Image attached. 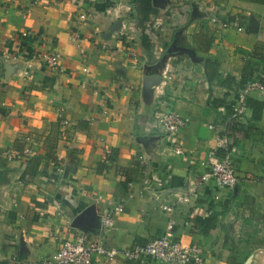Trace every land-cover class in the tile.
Masks as SVG:
<instances>
[{"label": "crops", "instance_id": "crops-1", "mask_svg": "<svg viewBox=\"0 0 264 264\" xmlns=\"http://www.w3.org/2000/svg\"><path fill=\"white\" fill-rule=\"evenodd\" d=\"M152 7L156 15L144 20L143 7L131 0H0V261L33 264L82 232L121 251L159 237L173 222L177 240L200 246L208 264H264L259 232L249 235L248 220L225 208L247 196L264 210V110L256 124L249 112L234 130L226 128L225 108L212 101L229 88L209 84L204 69L209 60L221 78L238 80L250 61L251 78L264 77V4L152 0ZM203 10L227 18L231 28L198 18ZM144 34L150 50L141 45ZM51 51L62 55V75L41 62ZM149 76L160 82L145 90ZM248 98L264 104V95ZM160 107L186 121L173 140L180 155L156 123ZM59 108L67 126L57 119ZM26 139L39 143L35 177L25 174L31 158L14 151ZM210 154H230L239 178L233 190L199 185V164ZM153 174L162 175L165 191L129 198L127 184L136 193ZM246 177L251 181L242 182ZM117 205L122 212L101 236L100 214ZM170 206L172 213L164 211ZM93 264L133 263L117 255Z\"/></svg>", "mask_w": 264, "mask_h": 264}, {"label": "built area", "instance_id": "built-area-1", "mask_svg": "<svg viewBox=\"0 0 264 264\" xmlns=\"http://www.w3.org/2000/svg\"><path fill=\"white\" fill-rule=\"evenodd\" d=\"M177 3H184L187 0H175ZM204 13L199 15L198 18L204 19L211 24L221 27V29L231 28V24L222 22L213 13ZM237 32L243 30L239 27L236 28ZM25 35V34H24ZM62 55L58 51H51L42 56L41 62L46 69L54 72L55 74L62 75L64 68L62 65ZM167 58L164 59V62ZM30 68V66H28ZM83 72L88 74V69L84 68ZM24 74L27 76L28 72ZM251 94H257L258 96L264 95V86L258 81L247 82L244 88L237 94L232 95L234 100L233 111L227 117L226 125L233 126L242 121L249 110L246 106V100ZM230 99V101H231ZM57 119L62 126L69 124L64 115L62 108H59L56 112ZM156 123L163 134L164 139L173 146V140L178 133L186 126L185 119L175 110L158 109L155 113ZM25 147L21 155L24 159L33 158L37 155L38 141L25 140ZM175 154L180 155L182 152L180 149L173 146ZM229 153V152H228ZM110 153H108L109 155ZM11 158L18 156L17 153H9ZM200 167L204 172L200 175L199 185H207L210 187H216L221 190H233L239 183V178L236 175V171L232 162L230 154L226 157L217 159L210 154L206 161L201 162ZM251 178L246 177L242 179V182H250ZM166 182L162 175H151L142 179L141 189L134 193L131 189L132 183H128L129 198L143 197L147 194L155 195L159 192L165 191ZM191 196L194 199L199 197V194L191 191ZM100 197L95 199V203H98ZM164 211L172 213V208L164 207ZM122 205L107 208L100 214V235L105 236L114 227V217L116 214L122 212ZM117 255H121L123 260L129 263L142 264L148 260H151L158 264H208L203 255V250L198 245L183 246L179 240H177L174 233V223L169 222L165 227L161 235L150 242L143 245H136L134 247L125 248L121 251L115 249L106 250L100 243L99 239L91 238L86 233H80L73 239H66L60 244L58 250L47 257L41 258L35 261L33 264H93L97 263L100 259H107L113 261ZM15 262V258L12 259Z\"/></svg>", "mask_w": 264, "mask_h": 264}, {"label": "trees", "instance_id": "trees-1", "mask_svg": "<svg viewBox=\"0 0 264 264\" xmlns=\"http://www.w3.org/2000/svg\"><path fill=\"white\" fill-rule=\"evenodd\" d=\"M134 3H139L143 9H144V20H148L150 16H155L156 15V10L153 9L152 7V0H131ZM252 3L256 4H264V0H250ZM243 20V25L241 24L242 28H247L248 26V21L246 18H242ZM222 22H226L228 24H231V21H229L227 18L223 19ZM141 45L145 50H150L151 46L149 44V37L148 35L144 34L141 36ZM253 58L261 59V56H258L256 54H253ZM251 64L250 61H247L246 65L244 66V69L242 71V75L240 79L236 80L233 77L227 76L224 79L221 78V76L218 74L217 71V64L215 62L206 60L204 62V69H205V74H206V80H208V83L211 84L212 82H216L219 85L226 86V88H229L228 91L224 98L222 99H214L212 101V104L215 105L216 107H224L225 112L227 117L232 113L233 111V105H234V100H232V95L237 94L239 91H241L245 84L250 81H258L261 85L264 86V77H259V78H251L252 73H253V68L249 66ZM231 99V101H230ZM246 106L250 112L249 116V122L252 124H256L260 121L262 117V113L264 110V104L261 101L255 100L248 98L246 100ZM237 126H228L226 128H229L230 130H234V128ZM25 147V143L23 141H16L14 143V151L17 153H22L23 149ZM50 153H53L50 151ZM51 158V157H50ZM52 163L57 166L58 162L56 158H51ZM39 166V160L36 157H33L29 160L28 167L26 168V176L30 177H35L37 175V168ZM105 169V166L103 164L98 165V172H102V170ZM125 181H131V178L128 176L127 172H125ZM213 224V219H207L204 228L202 229V233L204 235L208 234V231L211 230V226ZM246 258V257H245ZM0 264H9L8 261H0ZM133 264H139V263H133Z\"/></svg>", "mask_w": 264, "mask_h": 264}, {"label": "rangeland", "instance_id": "rangeland-1", "mask_svg": "<svg viewBox=\"0 0 264 264\" xmlns=\"http://www.w3.org/2000/svg\"><path fill=\"white\" fill-rule=\"evenodd\" d=\"M246 199H248L247 196H245V198L243 199L244 201L241 200L237 203L235 201L233 202L231 201L230 207L226 206L225 208L227 211L229 210L233 213L236 210L239 215H242L245 220H248V222L247 221L245 222L246 229L249 230V232L247 233L250 235V233H252L253 231L257 233L259 232V234H257L258 235L257 241L258 243H261V246H262L264 244V230L262 231L261 229L264 227V210H259L258 212V210L251 205L250 201ZM256 212L258 213L257 215H259L258 218L255 216ZM251 218L254 219V222L250 221ZM254 226H255V229L253 228ZM248 234H246V237L248 238L245 240L246 242L251 240L250 237L247 236ZM245 261H246V258L244 256L240 257V260H239L240 263H243Z\"/></svg>", "mask_w": 264, "mask_h": 264}, {"label": "water", "instance_id": "water-1", "mask_svg": "<svg viewBox=\"0 0 264 264\" xmlns=\"http://www.w3.org/2000/svg\"><path fill=\"white\" fill-rule=\"evenodd\" d=\"M193 15L196 16V10H195ZM144 82H146L145 83V90L146 89L148 90L151 86L155 85L156 83H159L160 79L158 76H149V77L145 78ZM89 211L85 212V214H87ZM91 211H92V208H91Z\"/></svg>", "mask_w": 264, "mask_h": 264}]
</instances>
